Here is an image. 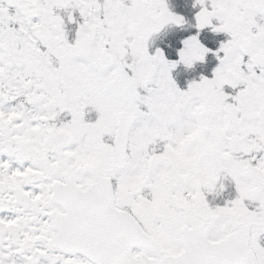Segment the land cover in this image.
I'll use <instances>...</instances> for the list:
<instances>
[{
  "label": "snow or ice",
  "instance_id": "6c2138e0",
  "mask_svg": "<svg viewBox=\"0 0 264 264\" xmlns=\"http://www.w3.org/2000/svg\"><path fill=\"white\" fill-rule=\"evenodd\" d=\"M0 264H264V0H0Z\"/></svg>",
  "mask_w": 264,
  "mask_h": 264
}]
</instances>
